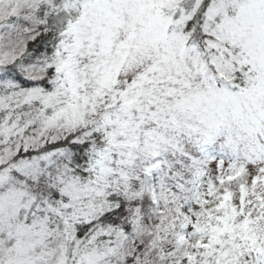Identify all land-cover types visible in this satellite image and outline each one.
I'll use <instances>...</instances> for the list:
<instances>
[{
	"label": "snow or ice",
	"instance_id": "obj_1",
	"mask_svg": "<svg viewBox=\"0 0 264 264\" xmlns=\"http://www.w3.org/2000/svg\"><path fill=\"white\" fill-rule=\"evenodd\" d=\"M0 264H264V0H0Z\"/></svg>",
	"mask_w": 264,
	"mask_h": 264
}]
</instances>
